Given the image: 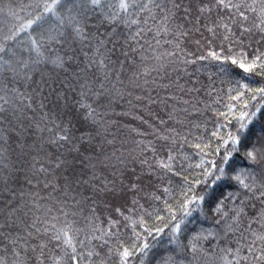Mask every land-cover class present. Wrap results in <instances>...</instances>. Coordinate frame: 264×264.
<instances>
[{
	"label": "snow or ice",
	"instance_id": "snow-or-ice-1",
	"mask_svg": "<svg viewBox=\"0 0 264 264\" xmlns=\"http://www.w3.org/2000/svg\"><path fill=\"white\" fill-rule=\"evenodd\" d=\"M27 7L40 12L0 43V264H264V142L241 135L264 114L248 82L264 77V0ZM46 17L18 58L8 41ZM204 61L234 85L227 104ZM247 93L259 102L221 134ZM189 144L215 157L192 180ZM205 207L210 222L185 233Z\"/></svg>",
	"mask_w": 264,
	"mask_h": 264
},
{
	"label": "trees",
	"instance_id": "trees-1",
	"mask_svg": "<svg viewBox=\"0 0 264 264\" xmlns=\"http://www.w3.org/2000/svg\"><path fill=\"white\" fill-rule=\"evenodd\" d=\"M37 2H42V0H0V9H2V11H0V43L4 42L3 36L10 28L13 30H18L22 23H26L28 19L35 18V16L38 14V12H40V10L32 7H27V5L35 4ZM10 8L11 12H9ZM12 13H15V15H13ZM39 25L40 26L37 27V25L34 24L32 29H29L26 32L21 31L19 35L15 38V40L8 41V47L11 48V50L17 54L18 58L21 56L22 53H25L26 49L29 47L32 38L40 37L43 32L48 30L50 27L54 26L52 21L47 17L44 21H40ZM219 43L220 41H217V44ZM203 64L204 67L201 68V77L205 81H207L210 77L215 78L216 89L217 91H220L222 89L221 95L224 96V104H227L229 102L227 99L228 89L234 86L230 82L229 76L221 73L218 66H216V62L214 61H204ZM248 82L253 87H261L264 86V77L253 76L249 78ZM253 95L255 94L247 93L245 101L241 102V104L238 105V110L236 111V113L234 115H229L227 120L223 119L222 117H217L218 123L223 125V128L221 129V134L227 135L230 131L233 135L236 134L237 130H239L240 127L236 116L239 115L240 110H243V103H248L250 109H252V106L256 105L259 102V98H257V100L252 99ZM224 104L214 105V110L226 111ZM208 128L210 130H214L213 125L211 123L208 124ZM193 134L194 136L200 135L199 133H196L195 130H193ZM241 135L244 137L245 143H248L250 141L251 143L256 144L258 140L260 142H264V114H258L255 118H253L252 122L248 125V130L242 132ZM204 143H211L212 148H215L216 146L214 139L205 138ZM205 152L208 154L204 155V153H201L198 149L192 147L191 144L186 146L185 174L188 176L189 180L200 176L201 170L196 168V165L201 163V159L211 161L215 158L212 152H209L208 149H205ZM243 163V151H241V154L237 156L234 160L233 166H241L243 165ZM205 167H207V165H205ZM256 171L259 174L260 170L257 169ZM173 203L175 204V201H173ZM207 212L208 209L207 207H205L199 215H195L192 218L191 223L185 229V233H188L189 229H192L194 227L199 230L200 228L207 225L211 220V217L207 215ZM155 226L162 227L163 225L158 221H148V227L152 228ZM181 239H183V236L181 237ZM149 242L155 244L154 251L156 254L169 250L171 247L167 234H163L156 241H153L150 237ZM150 260L151 257L148 261H146V264H150Z\"/></svg>",
	"mask_w": 264,
	"mask_h": 264
}]
</instances>
